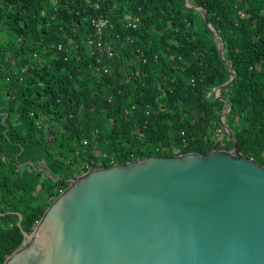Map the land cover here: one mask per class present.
Here are the masks:
<instances>
[{"label":"trees","instance_id":"1","mask_svg":"<svg viewBox=\"0 0 264 264\" xmlns=\"http://www.w3.org/2000/svg\"><path fill=\"white\" fill-rule=\"evenodd\" d=\"M188 2L203 10L183 0H0V264L91 167L232 150L220 119L229 105L223 120L239 151L264 165V0ZM96 17L107 20L110 58L83 42Z\"/></svg>","mask_w":264,"mask_h":264},{"label":"water","instance_id":"2","mask_svg":"<svg viewBox=\"0 0 264 264\" xmlns=\"http://www.w3.org/2000/svg\"><path fill=\"white\" fill-rule=\"evenodd\" d=\"M229 112L220 119L232 150L91 167L2 264H264V165L239 151L223 120Z\"/></svg>","mask_w":264,"mask_h":264},{"label":"built area","instance_id":"3","mask_svg":"<svg viewBox=\"0 0 264 264\" xmlns=\"http://www.w3.org/2000/svg\"><path fill=\"white\" fill-rule=\"evenodd\" d=\"M137 21H138L137 17H133L132 19L130 18L127 20L126 26L135 27ZM107 24H108L107 20L104 17L92 18L91 25L93 28V34L88 35L87 38L83 40V42L88 46L91 54L98 53L100 55H105L106 58H110L114 55V51L103 38L104 30ZM60 48L61 45L58 44V49ZM98 70H101L103 73H108L110 71V68L108 66H102V68H98ZM214 95H216L215 91H214ZM226 110L227 109L225 107L223 112H226Z\"/></svg>","mask_w":264,"mask_h":264},{"label":"rangeland","instance_id":"4","mask_svg":"<svg viewBox=\"0 0 264 264\" xmlns=\"http://www.w3.org/2000/svg\"><path fill=\"white\" fill-rule=\"evenodd\" d=\"M190 3V2H189ZM216 89V88H215ZM215 89L213 90V91H215ZM215 94L217 95L218 94V92H215Z\"/></svg>","mask_w":264,"mask_h":264}]
</instances>
